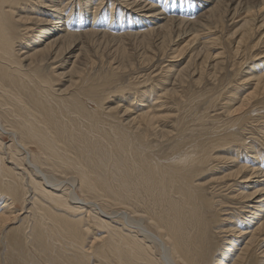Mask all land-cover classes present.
<instances>
[{
	"label": "bare ground",
	"instance_id": "6f19581e",
	"mask_svg": "<svg viewBox=\"0 0 264 264\" xmlns=\"http://www.w3.org/2000/svg\"><path fill=\"white\" fill-rule=\"evenodd\" d=\"M186 1L0 0V264H264V0ZM103 39L148 62L193 48L123 86L131 58L80 66Z\"/></svg>",
	"mask_w": 264,
	"mask_h": 264
},
{
	"label": "rangeland",
	"instance_id": "374dc122",
	"mask_svg": "<svg viewBox=\"0 0 264 264\" xmlns=\"http://www.w3.org/2000/svg\"><path fill=\"white\" fill-rule=\"evenodd\" d=\"M97 2H99L100 0H96ZM176 1V2H175ZM195 1V0H194ZM262 1L263 0H243V2H244V7L246 8L248 5L249 6H254L255 8H254V10L255 11H257L258 10V8H257V6H258V4H261L262 3ZM163 2H166V0H161V3H163ZM167 3H168V7H170V8H174V9H176L177 7H181L182 9H185L187 6H189V2L188 1H186V0H184V2H181V0H167ZM194 3H196V2H194ZM214 3H211V4H206V7L203 9V10H206L207 8H209L210 6H212ZM252 4V5H251ZM107 5V6H106ZM203 5V4H202ZM106 7H108V0H105V4H104V6L102 5V9H106ZM103 10V11H104ZM114 10H116V9H114ZM202 10V11H203ZM107 12H110L111 11V9L110 8H108L107 10H106ZM261 12L259 11L258 12V14H257V16H259V14H260ZM98 14V17H97V19L96 20H99V19H104V17H102V11H100L99 13H97ZM91 16H90V18H92L93 19V17H94V14H92V12H91V14H90ZM117 16H118V14H117ZM101 17V18H100ZM68 19V18H67ZM134 20H136L135 18H134ZM238 24H241V21H237L236 23H232V25H227L225 28V30H223L222 32H219L218 31V35H221V36H223L224 38H227V37H229L231 34H232V32H234L235 31V29H237V27H238ZM229 31V32H228ZM227 33V34H226ZM258 35V34H257ZM192 37V36H191ZM191 37H187V38H185L182 42H180L179 44H177L175 47H177L178 49H180V48H183L184 47V45H185V43L191 38ZM202 38V37H201ZM129 41V40H128ZM257 40H255V42H256ZM232 42V43H231ZM111 43V44H110ZM219 43V42H218ZM98 44H100V42L98 43ZM97 44V45H98ZM196 45V47H197V50L198 49H200V47L202 46V43H201V45L199 44V43H195ZM224 46L226 47V51H230V50H232L233 48L232 47H235V45H234V43H233V39H232V41H230V40H226V41H224ZM103 45V46H102ZM157 45V44H156ZM105 46V47H104ZM119 46H121V49H122V51H118L116 54H115V52L114 51H116V48L117 47H119ZM171 46V45H170ZM217 46H219V45H217ZM137 47V49H135ZM175 47L173 48V46H172V52H173V50L175 49ZM126 48V49H125ZM128 48V49H127ZM129 48H130V50H129ZM193 48V46H191V47H188L187 48V53H183V55L182 56H179V52L178 51H176L175 53H173V55L174 56H178V57H180V58H168L167 60H169V61H166L165 60V62L164 61H158L157 59L156 60H154L155 58H158V57H155L154 59H151V62H148V59H149V57L152 55L151 54V50L150 49H146V47H144L142 44H140L139 43V41H137L136 42V40H130L129 41V44H126V43H118V42H107V40L106 39H103V41H101V45H100V48H99V50H100V53H98V54H96L95 53V50H93V49H95V47H93L91 50H92V54H93V58H95V65H94V67H93V69L91 68V64H89V62H87V59H85L84 57H82V59L80 60V66L82 67V68H86V73H98L99 74V71H101V73L99 74V75H101V76H104V73L102 72L104 69L103 68H107V64H109V63H111V62H116V65H118V64H123V62H126V63H128L129 62V59L131 58V60H132V63H134V67H132V68H127V71L125 72V71H122L121 70V72H117V74L119 75H121L120 77H119V80H118V82L119 83H122V85L124 86H127L128 85V82H129V84H130V81H133V82H131V84H135L136 82L138 83V82H140V81H143L144 79H146L147 77H149L148 76V74H150V73H152L151 74V78H154V79H159V78H161L160 76H164V75H161V71H160V67H161V69H162V67L164 66V67H166L167 65H169L170 63H174L175 62V68L173 69L174 71L173 72H177V70H179L180 68H182L184 65H186L187 63H188V60H189V57H190V55H189V51L191 50ZM216 48H220V47H214V48H212V50H215ZM112 49V50H111ZM178 49H175V50H178ZM132 50H134V51H132ZM150 51V52H148V51ZM218 50H221V49H218ZM133 53H132V52ZM155 51V50H154ZM251 51V50H250ZM250 51L248 50L247 51V54H246V51H243V56L244 57H242L243 59L244 58H250ZM254 51L256 52V53H262V52H264V45H262L261 47H257V48H255L254 49ZM171 52V51H170ZM113 53H114V55H113ZM105 54V55H104ZM246 54V55H245ZM128 55V56H127ZM134 55V56H133ZM119 56V57H118ZM172 56V55H171ZM249 56V57H248ZM112 57V58H111ZM134 57V58H133ZM264 57V56H263ZM107 58V59H106ZM116 58V59H115ZM141 58V59H140ZM242 58H239V60L238 61H240ZM179 59V60H178ZM117 60V61H116ZM171 60H172V62H171ZM228 60V59H227ZM231 60V61H230ZM143 61V62H142ZM100 62V63H99ZM118 62V63H117ZM138 62V63H137ZM232 59H230L229 58V60L227 61V63H226V67L230 70V68H231V65H232ZM256 63L257 62H259V60H257V61H255ZM254 62V63H255ZM89 65H88V64ZM250 62H248V63H246V65H244L243 66V70H245V67L249 64ZM68 64H70V63H68ZM98 64V65H97ZM141 64V65H140ZM177 64V65H176ZM150 65V66H149ZM158 66V67H157ZM262 66H264V64L262 65ZM70 67V65H66L65 66V68L66 69H68ZM139 67H141V68H139ZM136 68H139L140 70H142L143 71V73H142V71H139V72H137V73H135L134 74V70L133 69H136ZM158 68V69H157ZM65 69V70H66ZM97 70V72L96 71H94L93 72V70ZM138 69V70H139ZM64 70V71H65ZM160 72V73H157V72ZM172 72V73H173ZM233 72V71H232ZM140 73V74H139ZM139 74V75H138ZM147 74V75H146ZM227 72H225L224 73V75L222 76V80L221 81H219V84H217V86L219 87H221L222 86V83H224L223 85L225 86L226 85V82L229 80V77H232L233 75L231 74V75H228L229 77H227ZM135 76V77H134ZM140 78H139V77ZM154 76V77H153ZM158 76V77H157ZM170 76V75H169ZM143 77V78H142ZM157 77V78H156ZM167 77H168V75H167ZM132 78V79H131ZM133 78H135V79H133ZM139 78V79H138ZM224 78V79H223ZM130 79V80H129ZM142 79V80H141ZM219 79H221V77L219 78ZM225 81V82H224ZM126 82V83H125ZM60 83V82H59ZM149 84V83H148ZM148 84H145V85H147L148 86ZM221 84V85H220ZM65 85H68V82H65ZM142 85V84H141ZM145 85H142V86H145ZM206 85L207 86H210V87H212V86H215L214 85V83L213 82H207L206 83ZM146 86V87H147ZM207 86H205L206 88H209V87H207ZM135 87V86H134ZM219 87V88H220ZM191 88H194L193 90H191L193 93H198L199 91H197L198 89L200 90V88H196V87H194V86H191ZM253 88H254V84L253 83H251V84H249L244 90H241V91H238V92H243L244 91V94L246 95L248 92H250V91H252L253 90ZM195 91H197V92H195ZM243 94V95H244ZM107 96H108V94H107ZM111 97V98H110ZM154 97V96H153ZM108 98H109V102H111L110 104L112 105V104H114L117 100H118V96L117 97H113V96H108ZM152 98V97H151ZM85 99H87V98H85ZM111 99V100H110ZM113 100V101H112ZM108 102V101H107ZM113 102V103H112ZM126 101H124V102H122V103H125ZM160 102V101H159ZM175 101H170V105L169 106H171L172 105V107L169 109V110H174V109H176L175 107H177V102H175ZM94 103V104H93ZM93 103H91L92 105H94V109H98V105L95 103V102H93ZM155 104H159V103H155L154 102V105ZM220 104V105H219ZM218 105L219 106H217V110L216 111H218L217 113H220V111L222 110V103H219ZM106 105H108V104H106ZM134 105H137V106H139V105H141L140 107H142L143 105L141 104V102H140V104L139 103H136V104H134ZM202 105L203 104H201V105H199L197 108H199L200 110H202L203 109V107H205V106H203L202 107ZM152 106V105H151ZM175 106V107H174ZM205 110V109H204ZM203 111V110H202ZM210 112V111H209ZM213 113V114H212ZM210 115H214V112H212ZM173 120H175V118H172V120L170 121V124L172 123V122H174ZM0 138H2L1 136H0ZM9 138L6 140V142H9ZM230 164H232V163H230ZM233 165V164H232ZM226 166H228V165H224V168L222 169H218L219 171H217V173H216V176H223V175H225V174H228V173H230V171H232V169H227V167ZM224 170V171H223ZM229 170V171H228ZM228 171V172H227ZM211 174V172L209 173V176H211L210 175ZM212 174H214V173H212ZM208 175H207V177H209ZM209 178H211V177H209ZM209 178H206L205 177V181H208L207 179H209ZM208 183V182H207ZM232 183V182H231ZM234 189H238V188H234ZM231 190V189H230ZM230 190H225V193H227L228 192V194H230L231 192H230ZM239 206H240V204H237V208H239ZM235 207V206H234ZM18 208H19V206H18ZM245 210H248V208H243V209H239L238 211H240V212H245ZM25 211H22V217H24L25 215H26V213H24ZM236 212V211H235ZM18 213V212H17ZM20 214V213H19ZM25 214V215H24ZM100 230V229H99ZM103 232H104V230H102ZM93 232V231H92ZM95 232H101V231H96L95 230ZM103 232H101V233H103ZM94 233V232H93ZM91 234V239H92V241H93V236H94V234ZM104 236H106L105 234H103V237ZM95 239V238H94ZM99 241H101V239L98 237L97 238ZM97 239H96V241L94 240L93 242H95V243H97V242H99V241H97ZM98 244V243H97ZM0 249H1V252H3V248H1L0 247Z\"/></svg>",
	"mask_w": 264,
	"mask_h": 264
}]
</instances>
